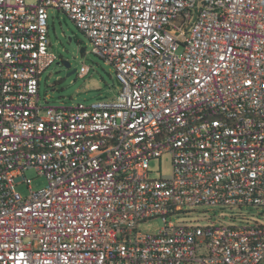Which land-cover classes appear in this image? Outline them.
<instances>
[{"label":"built area","instance_id":"1","mask_svg":"<svg viewBox=\"0 0 264 264\" xmlns=\"http://www.w3.org/2000/svg\"><path fill=\"white\" fill-rule=\"evenodd\" d=\"M50 9L115 98L41 106ZM29 170L47 186L23 197ZM201 205L264 209V0H0V264H262L263 225L175 221Z\"/></svg>","mask_w":264,"mask_h":264},{"label":"rangeland","instance_id":"2","mask_svg":"<svg viewBox=\"0 0 264 264\" xmlns=\"http://www.w3.org/2000/svg\"><path fill=\"white\" fill-rule=\"evenodd\" d=\"M38 0H26L27 5L34 6ZM69 38H72L70 42ZM49 40L51 51L58 56V61L42 75L40 85V104L43 107L72 108L78 104L91 105L99 98L113 99L120 92L116 70L92 53V46L87 36L75 25L69 16L56 9L49 10ZM86 48L82 57L80 49ZM69 62L70 69L60 64ZM84 66L90 72L81 77ZM76 70L71 76L68 73ZM172 155L165 154L150 162V177L161 179L172 174ZM25 180L16 184V191L23 197L30 195L29 186L33 191H39L47 186V180L35 170L26 173ZM175 221L192 226L208 227L214 224L240 226L247 223H257L264 226V209L256 207L221 208L207 205L187 207L184 212L175 217ZM162 219H152L139 226L143 233L156 235L163 227ZM264 264V261L262 262Z\"/></svg>","mask_w":264,"mask_h":264},{"label":"water","instance_id":"3","mask_svg":"<svg viewBox=\"0 0 264 264\" xmlns=\"http://www.w3.org/2000/svg\"><path fill=\"white\" fill-rule=\"evenodd\" d=\"M69 40H70V42H72V38H69ZM85 52H86V48H81V49H80V54H81L82 57L84 56ZM63 65L65 66L66 69H70V68H71V65H70L69 62H66V61L63 62ZM74 73H76V70H74V71L68 73L67 76L69 77V76L73 75ZM118 84H119V83H118ZM100 99H103V98H99V100H100Z\"/></svg>","mask_w":264,"mask_h":264},{"label":"flooded vegetation","instance_id":"4","mask_svg":"<svg viewBox=\"0 0 264 264\" xmlns=\"http://www.w3.org/2000/svg\"><path fill=\"white\" fill-rule=\"evenodd\" d=\"M62 63H63V60L60 61V64H62Z\"/></svg>","mask_w":264,"mask_h":264}]
</instances>
